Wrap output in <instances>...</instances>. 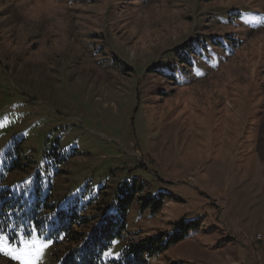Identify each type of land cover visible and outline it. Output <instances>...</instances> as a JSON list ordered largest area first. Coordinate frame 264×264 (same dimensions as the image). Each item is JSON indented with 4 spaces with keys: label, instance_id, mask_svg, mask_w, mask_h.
<instances>
[{
    "label": "rangeland",
    "instance_id": "obj_1",
    "mask_svg": "<svg viewBox=\"0 0 264 264\" xmlns=\"http://www.w3.org/2000/svg\"><path fill=\"white\" fill-rule=\"evenodd\" d=\"M0 124V193L103 217L142 184L104 260L183 218L199 228L148 264H264V0H0ZM15 142L28 167L2 179Z\"/></svg>",
    "mask_w": 264,
    "mask_h": 264
},
{
    "label": "trees",
    "instance_id": "obj_2",
    "mask_svg": "<svg viewBox=\"0 0 264 264\" xmlns=\"http://www.w3.org/2000/svg\"><path fill=\"white\" fill-rule=\"evenodd\" d=\"M237 15V12L227 14L226 23L236 22L239 18ZM199 41L186 43L185 49L182 48L177 55L182 59L188 58L187 64L193 65L191 53L201 54L202 50H207L203 46L202 50L194 51L193 48ZM225 42L222 38H208L210 45L214 44L218 47L225 45ZM20 147L21 142H15L14 149L7 156L9 160L3 167L2 179L12 171L27 169L28 164L23 163L19 155ZM52 149L55 150L56 146ZM51 153L57 156L56 151H46L47 156ZM10 154L14 156L10 157ZM64 162V158L59 160V163ZM58 173L60 171H56L55 174ZM51 189L52 186L46 193H43V190L36 186L28 198L10 189L3 190L0 193L1 229L12 242L19 231L23 235L35 231L38 235H44L47 239L53 240V255L60 259V264H148L149 258L166 252L170 246L186 239L200 225L198 219L181 218L174 222L169 230L155 235L137 236V233H134L135 238L126 241L118 258L104 260L103 255L113 241L123 237V231L127 227L125 220L127 212L135 195L141 192L142 184H137L135 179L131 183L124 182L118 188L120 194L118 195L117 212L106 214L103 217L85 214L76 204L56 209L51 200ZM166 195L165 192H159L156 196L138 195L139 212L145 210H148L150 214L159 212Z\"/></svg>",
    "mask_w": 264,
    "mask_h": 264
},
{
    "label": "snow or ice",
    "instance_id": "obj_3",
    "mask_svg": "<svg viewBox=\"0 0 264 264\" xmlns=\"http://www.w3.org/2000/svg\"><path fill=\"white\" fill-rule=\"evenodd\" d=\"M2 126L0 124V127ZM69 196L71 197L72 194ZM18 239L19 243H12L6 234L0 235V255L9 257L18 264H42L46 250L54 243L51 239L38 236L34 231ZM115 255L119 256V253Z\"/></svg>",
    "mask_w": 264,
    "mask_h": 264
}]
</instances>
